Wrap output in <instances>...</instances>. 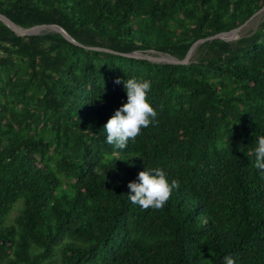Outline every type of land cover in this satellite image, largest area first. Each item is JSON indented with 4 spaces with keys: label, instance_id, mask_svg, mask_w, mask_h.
I'll list each match as a JSON object with an SVG mask.
<instances>
[{
    "label": "trees",
    "instance_id": "trees-1",
    "mask_svg": "<svg viewBox=\"0 0 264 264\" xmlns=\"http://www.w3.org/2000/svg\"><path fill=\"white\" fill-rule=\"evenodd\" d=\"M263 6L0 0L17 24L82 44L0 20V264H264V14L235 40L207 39ZM200 39L189 63L122 54L183 59ZM134 77L151 82L158 124L116 149L103 128ZM152 168L180 181L161 210L128 199Z\"/></svg>",
    "mask_w": 264,
    "mask_h": 264
},
{
    "label": "clouds",
    "instance_id": "clouds-1",
    "mask_svg": "<svg viewBox=\"0 0 264 264\" xmlns=\"http://www.w3.org/2000/svg\"><path fill=\"white\" fill-rule=\"evenodd\" d=\"M116 84L122 83L117 78ZM127 94L124 103L104 125L106 142L116 149H126L129 141H135L142 129L153 124H158L157 112L148 102V93L151 91V82L137 78L123 81ZM254 167L264 175V136L258 138L255 147ZM139 182H130L128 188L129 201L143 210H161L167 204L173 190L180 188V181H169L166 172L161 168H152L141 171L138 175ZM224 264H236L231 256L224 257Z\"/></svg>",
    "mask_w": 264,
    "mask_h": 264
},
{
    "label": "water",
    "instance_id": "water-1",
    "mask_svg": "<svg viewBox=\"0 0 264 264\" xmlns=\"http://www.w3.org/2000/svg\"><path fill=\"white\" fill-rule=\"evenodd\" d=\"M263 14H264V6L260 10H258L255 14H253L247 21H245L243 24H241L240 26L233 28L229 31L217 33L213 36L208 37L207 39L221 38V39L228 40V41L235 40V39L240 37L241 31L250 23V21H252L253 19H259L260 20L261 17L263 16ZM0 20L3 21L13 31H15L18 35H21V36L37 34V33L44 31L45 29H48V30L58 31L62 35H64L67 39H69L70 41H72L76 44H81L77 40H75L63 27H61L58 24H38V25L31 26V27H23V26L17 24L15 21H13L10 17H8L7 15H5L1 12H0ZM204 40L205 39H200V40H197L196 42H194L193 45L190 47L188 53L186 54V56L183 59H179L173 55L163 54L161 52L158 55L143 53L140 51H133L130 53H122V54L131 56V57L146 58V59H150L152 61L163 62V63H189L190 59L193 56V54L195 53L196 49L198 48L200 43ZM93 48L103 49V50H107V51H113L112 49H109V48H102V47H93Z\"/></svg>",
    "mask_w": 264,
    "mask_h": 264
},
{
    "label": "rangeland",
    "instance_id": "rangeland-1",
    "mask_svg": "<svg viewBox=\"0 0 264 264\" xmlns=\"http://www.w3.org/2000/svg\"><path fill=\"white\" fill-rule=\"evenodd\" d=\"M259 21L260 20H258V21H255V22H253L250 26L248 25V26H246V28H244L242 31H241V33H240V36L242 35V34H246V33H248L250 30H253V29H255L256 27H257V25L259 24ZM15 213V212H14ZM13 213V214H14Z\"/></svg>",
    "mask_w": 264,
    "mask_h": 264
},
{
    "label": "built area",
    "instance_id": "built-area-1",
    "mask_svg": "<svg viewBox=\"0 0 264 264\" xmlns=\"http://www.w3.org/2000/svg\"><path fill=\"white\" fill-rule=\"evenodd\" d=\"M4 55V50L2 48V45H0V57Z\"/></svg>",
    "mask_w": 264,
    "mask_h": 264
},
{
    "label": "bare ground",
    "instance_id": "bare-ground-1",
    "mask_svg": "<svg viewBox=\"0 0 264 264\" xmlns=\"http://www.w3.org/2000/svg\"><path fill=\"white\" fill-rule=\"evenodd\" d=\"M259 19H253L252 21H250V23L248 24L249 26L253 23V22H255V21H258ZM254 24V23H253ZM247 25V26H248ZM246 28V27H245Z\"/></svg>",
    "mask_w": 264,
    "mask_h": 264
}]
</instances>
